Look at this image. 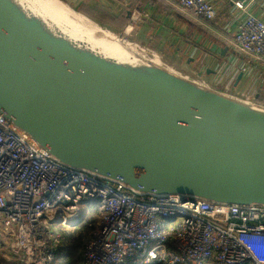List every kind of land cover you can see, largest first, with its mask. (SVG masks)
<instances>
[{
	"label": "water",
	"instance_id": "water-1",
	"mask_svg": "<svg viewBox=\"0 0 264 264\" xmlns=\"http://www.w3.org/2000/svg\"><path fill=\"white\" fill-rule=\"evenodd\" d=\"M42 5L0 0L7 119L61 163L138 194L264 205V105L132 47L136 64L120 61L92 44L93 36L115 41L104 27L97 34L77 15L94 30L86 36Z\"/></svg>",
	"mask_w": 264,
	"mask_h": 264
},
{
	"label": "built area",
	"instance_id": "built-area-1",
	"mask_svg": "<svg viewBox=\"0 0 264 264\" xmlns=\"http://www.w3.org/2000/svg\"><path fill=\"white\" fill-rule=\"evenodd\" d=\"M252 1L232 3L243 11ZM178 6L206 20L218 11L213 0H178ZM232 41L264 62L261 18L239 19ZM94 203L100 215L81 264H264V205L138 194L118 179L56 160L0 111L2 257L50 264L64 251L62 227Z\"/></svg>",
	"mask_w": 264,
	"mask_h": 264
},
{
	"label": "crops",
	"instance_id": "crops-1",
	"mask_svg": "<svg viewBox=\"0 0 264 264\" xmlns=\"http://www.w3.org/2000/svg\"><path fill=\"white\" fill-rule=\"evenodd\" d=\"M67 1L77 5L100 3L113 13L124 11L127 16L124 27L161 52L158 55L148 50L151 55L154 53L153 59L176 72L197 76L203 83L257 102V91L264 85V62L239 51L232 37L238 20L246 14L264 20V0H253L243 11L234 7L233 0H213L218 11L211 20L182 15L178 0ZM169 38L172 43L166 47L164 39Z\"/></svg>",
	"mask_w": 264,
	"mask_h": 264
},
{
	"label": "trees",
	"instance_id": "trees-1",
	"mask_svg": "<svg viewBox=\"0 0 264 264\" xmlns=\"http://www.w3.org/2000/svg\"><path fill=\"white\" fill-rule=\"evenodd\" d=\"M80 9L95 18L106 20L116 26L124 27L127 16L124 11L113 13L110 8L100 3H83ZM257 102L264 104V85L257 91ZM84 209V208H83ZM81 210L74 221L68 222L61 229L64 235L63 253L57 254L50 264H81L83 248L99 218L97 204H90L86 211ZM0 264H17L0 257Z\"/></svg>",
	"mask_w": 264,
	"mask_h": 264
},
{
	"label": "rangeland",
	"instance_id": "rangeland-1",
	"mask_svg": "<svg viewBox=\"0 0 264 264\" xmlns=\"http://www.w3.org/2000/svg\"><path fill=\"white\" fill-rule=\"evenodd\" d=\"M35 1H37L38 3H40V4H44V5H46V7L45 6H43L42 5V7H44L45 9L47 8V7H49L47 4H50L49 3V1L48 0H35ZM58 1H60L65 7H66V9L68 10V12L69 13H71L74 17H76L77 15L80 17V18H83L85 21H87V24L89 25V26H91L93 29H94V27H95V32L96 31H98L97 30V28L98 29H100V27H104L106 30H107V32H108V34L107 35H109V36H111V37H113L114 38V40L122 47V48H124L125 50H129V49H127V47L128 48H131L132 49V51H140L141 52V54L143 55V56H145V57H148V58H152L153 57V54L154 53H152V55L149 53V51L148 50H153V51H156L157 52V54L159 55L161 52L158 50V49H155V48H153V47H151V45H148V44H146L144 41H142V40H139L137 37H135V35L133 34V32H132V30H127L125 27H119V26H116V25H114V24H112V23H110V22H108V21H106V20H103V19H100V18H95V17H92L91 15H89L88 13H86L85 11H83L82 9H80V4H75V3H70V2H68L67 0H58ZM53 11L55 10V9H53L52 7H50ZM180 10V11H179ZM179 12H181L182 13V15H185L186 17H191L189 14L190 13H188V12H185L184 10L183 11H181L182 9H180L179 8ZM188 13V14H187ZM192 15V14H191ZM65 16V15H64ZM194 16V15H193ZM66 18L67 19H69V20H71L70 22H68L67 24H69L70 26L72 25V26H74L76 29H78V31L79 32H81V33H83L84 35H86V36H91V35H93V32H92V30L88 27V26H86V25H84L83 24V27H82V25L80 26L78 23H76V22H74V21H72V19H70V17H67L66 16ZM74 23V24H73ZM79 25V26H78ZM177 27H179V25L177 26ZM133 29V28H132ZM90 30V31H89ZM85 31V32H84ZM89 32V34H88V32ZM94 31V30H93ZM97 33V32H96ZM95 33V34H96ZM98 34V33H97ZM182 35V34H181ZM131 36V37H130ZM105 38H107V37H105ZM116 38V39H115ZM172 38V37H171ZM182 38H186V35L184 34V35H182ZM108 39V38H107ZM171 44L172 43V41H171V43H170V38L169 39H164V44L165 45H167L166 47H170V45L169 44ZM126 47V48H125ZM142 50V51H141ZM151 52V51H150ZM154 60H156V59H154ZM156 62H158L157 60H156ZM160 63V62H159ZM161 65L162 66H164V67H168V68H170L169 67V65H167V64H165V63H161ZM229 92V91H228ZM229 94H231V95H233V96H238L237 94H235L234 92H229ZM240 96V95H239ZM260 104H262V105H264L263 103H260ZM88 206L89 205H84V210H86L87 208H88ZM57 219H58V216L56 217V219H55V221H57ZM74 220V219H73ZM0 257L3 259V260H5V261H8V260H6L4 257H2L1 255H0ZM9 262H11V261H9ZM14 263V262H13Z\"/></svg>",
	"mask_w": 264,
	"mask_h": 264
},
{
	"label": "bare ground",
	"instance_id": "bare-ground-1",
	"mask_svg": "<svg viewBox=\"0 0 264 264\" xmlns=\"http://www.w3.org/2000/svg\"><path fill=\"white\" fill-rule=\"evenodd\" d=\"M49 3H50V7H53V8L56 9V10H54L55 12L60 13V14L61 13L62 14L65 13L69 17V14L67 13L66 9L64 8V6L60 2H58L57 0H49ZM72 20L74 21L75 20V17H72ZM82 27H83V25H82ZM88 34H89V32H88ZM101 34L103 35V33H101ZM93 39H94L93 40L94 42H97L98 43V45H97V44H95V43L92 42L93 46L99 47V49L101 51L103 50V52H106V53H108V54H110L112 56L117 57L120 61L123 60V61L129 62L131 64H136L135 61L133 60V57L130 55V53H128L126 50L122 49L119 46V44H117L112 39H105L102 36H99V37H94L93 36ZM127 49H128V47H127Z\"/></svg>",
	"mask_w": 264,
	"mask_h": 264
}]
</instances>
